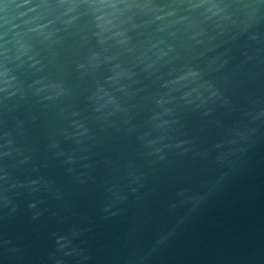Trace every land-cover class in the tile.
Returning <instances> with one entry per match:
<instances>
[{
    "label": "water",
    "instance_id": "water-1",
    "mask_svg": "<svg viewBox=\"0 0 264 264\" xmlns=\"http://www.w3.org/2000/svg\"><path fill=\"white\" fill-rule=\"evenodd\" d=\"M0 264H264V0H0Z\"/></svg>",
    "mask_w": 264,
    "mask_h": 264
}]
</instances>
